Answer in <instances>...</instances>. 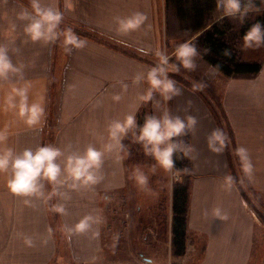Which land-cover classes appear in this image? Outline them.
Here are the masks:
<instances>
[{"label": "crops", "instance_id": "0c3cea01", "mask_svg": "<svg viewBox=\"0 0 264 264\" xmlns=\"http://www.w3.org/2000/svg\"><path fill=\"white\" fill-rule=\"evenodd\" d=\"M40 2L60 10L64 17L60 30L72 28L86 39V46L66 54L59 40L47 44L28 41L23 32L26 22L17 16L24 8L31 11L30 0H0V45L9 48L14 65L23 66V80L10 75L7 81H0V131L6 130L8 137L0 147L19 153L51 144L64 152L61 160L72 152L82 153L90 144L103 150L109 142L108 125L142 106L139 96L149 85L146 79L139 84L133 79L146 77L158 63H148L146 53L155 49L157 37L163 33L165 0ZM136 12L147 16L145 24L129 35L118 34L116 18ZM198 62L206 66L201 59ZM194 79L208 89L194 92L193 79L189 83L175 79L182 94L169 103L172 116L184 119L191 115L198 121L189 133L191 171L182 255L172 253L171 188L175 181L171 172L152 175L141 166L150 178L148 189L141 190L130 179L134 166L118 162L113 152L104 156L100 170L104 178L99 184L76 191L60 189L68 191V200L54 197L45 203L31 198L26 205L23 198L7 191V177L0 175V264H264L257 249L263 241L258 243L256 232L259 227L264 231V216L258 209L264 200V66L251 78L202 75ZM25 82L30 84L29 102L41 101L45 107L42 129L28 128L16 111L6 106L12 87H22ZM122 84L128 85L126 91ZM114 95L121 96L119 102L113 101ZM154 97L152 112L160 116L163 109L161 105L156 109ZM215 129L227 136L218 153L210 151L207 143ZM239 147L248 151L251 176L242 170L236 155ZM154 176L168 177L170 185L166 186L162 231L157 221L160 208ZM229 176L233 183L225 190ZM50 191L51 186L46 185L45 194ZM59 203L65 205L66 214L52 211ZM214 207H220L228 219H214ZM85 215L100 217L101 223L92 230L99 232L98 237L93 238L92 232L69 237L62 231ZM25 237L32 238L33 247L24 244Z\"/></svg>", "mask_w": 264, "mask_h": 264}, {"label": "clouds", "instance_id": "9594fccd", "mask_svg": "<svg viewBox=\"0 0 264 264\" xmlns=\"http://www.w3.org/2000/svg\"><path fill=\"white\" fill-rule=\"evenodd\" d=\"M264 2V0H262ZM31 11L24 8L17 16L20 21H25L23 28L28 41L32 43L44 42L54 43L61 41L66 54H71L73 50L82 49L86 46V39L81 38L72 28L60 30V25L64 19L63 13L52 7L42 6L40 0H30ZM69 8L72 4L69 2ZM255 8L254 0H216V9L222 12L220 19L225 17L238 18L241 21L247 14ZM147 21V16L141 12H136L127 18H116L117 33L129 35L138 31ZM16 25L12 28L15 30ZM264 47V26L256 23L245 33L242 38V48ZM9 48L0 45V81H7L10 75H15L23 80V66L17 67L13 64L9 54ZM12 51H18L13 49ZM208 50H204L207 54ZM158 63L151 67L146 77L137 75L133 79L134 84H139L146 79L149 87L144 95L139 96L142 104H147L152 100L154 93H158L165 101H170L174 97L182 94L181 88L177 87V81L171 79L169 74H180L181 69L188 72L196 70V57L201 56L194 41H185L179 44L174 52L169 55L164 51L156 53ZM175 62L170 63L172 59ZM215 67V66H213ZM192 90L202 91L206 84L193 81ZM30 84L25 82L22 87H12L11 93L6 97L5 103L8 109L15 110L17 116L23 120L30 129H42L46 118L45 107L41 101L29 102ZM127 84H122V89L126 91ZM114 102H119L120 95L112 97ZM141 107V106H140ZM139 107V108H140ZM124 117L123 120L112 121L107 128L108 143L103 146V150H98L93 145H88L82 153L72 152L64 157V152L60 148L51 144L39 146L35 150L30 148L22 152H15L10 147H0V175L6 176L7 191L19 198L24 199L26 205H30L31 198L43 199L45 203L54 197L63 200L70 199L68 191H76L82 188H90L99 184L103 180L100 170L104 163L106 153L116 154L118 162L128 158L129 153L125 151L122 140L132 132V142L140 144L144 154L152 157L155 161L149 171L156 174L157 169L164 172L174 170L173 155L177 154V159L186 158L191 146L186 145L177 138L183 137L192 132L198 121L194 116H187L182 119L179 116H172L165 110L162 115H146L144 123L136 132V113L139 110ZM8 137L5 131H0V145H4ZM227 141L226 133L221 129H215L207 139L208 148L212 152H220ZM123 153V155L121 154ZM236 155L242 164V170L246 176H251L253 165L248 156L246 148L236 149ZM185 168L182 172H188ZM176 172H181L177 170ZM136 185L141 189H148L149 175H147L139 165L134 167L132 176ZM233 178H225L224 189L229 190L232 186ZM46 185L51 186V191L45 194ZM64 188L68 191H61ZM150 190V189H149ZM52 211L59 215L66 214L63 203L52 206ZM208 213H205L207 215ZM211 215L217 220H227V214L220 208L214 207ZM101 223L100 217L85 215L72 227L62 228L67 236L82 235L92 232L93 238L99 236L98 231H92L93 226ZM27 247H33L34 242L31 237L24 238Z\"/></svg>", "mask_w": 264, "mask_h": 264}, {"label": "trees", "instance_id": "16d2710c", "mask_svg": "<svg viewBox=\"0 0 264 264\" xmlns=\"http://www.w3.org/2000/svg\"><path fill=\"white\" fill-rule=\"evenodd\" d=\"M255 8L241 21L238 18L216 19V0H165V14L169 28L173 31L177 46L185 41H194L202 58L209 67L227 78H251L259 74L264 66V47L244 49L242 38L256 23L264 26V2L254 0ZM176 46V47H177ZM207 49V54L204 50ZM215 66V67H213ZM180 80V79H179ZM146 115H153L152 102L142 104L137 116V129L144 123ZM189 145V134L177 138ZM129 156L125 165L151 163L152 157L144 154L140 144L132 142V132L122 140ZM123 154V153H122ZM174 172L179 173V181L171 188L172 206V253L180 256L185 250L186 211L188 205V187L191 163L189 152L186 158L177 159L173 155ZM188 172H182L183 169ZM166 179V178H165ZM163 177L152 178L153 189L158 193L160 213L157 216L161 231L165 225V208L167 200L166 180Z\"/></svg>", "mask_w": 264, "mask_h": 264}, {"label": "rangeland", "instance_id": "374dc122", "mask_svg": "<svg viewBox=\"0 0 264 264\" xmlns=\"http://www.w3.org/2000/svg\"><path fill=\"white\" fill-rule=\"evenodd\" d=\"M164 8H165V5H164ZM214 15L216 17H218L219 15H222V12L219 11V10H216ZM171 28H169V22L166 19V14H164V9H163V33H162V35L157 37L158 41H156L157 44L155 46V49H153V51H150V52L147 51L146 57L148 58V61H147L148 63L153 64V65L156 64V62L158 61V60H156V59H158L156 53L159 52V51H164V52L168 53L169 55H171L174 52L175 47L177 46V44L179 42V39H177V40L174 39L173 31H172L173 28L172 29ZM199 60H200V57L197 56L196 60H195V63L197 65L195 71L188 72V71H186L184 69H181L180 74H178V75L175 74V73H170L169 74L170 78L174 79V80L175 79H180V80H183V82H188L189 83V81L192 80V79H193V81H195L194 77H200L202 75L204 77H206L208 75V77H215L216 79L220 78V77H223L222 74H220L219 72H216L215 70L210 68L205 62H203V63H205V65L208 68L206 66H204L203 64H201L200 62H198ZM172 62H175L174 58L170 61V63H172ZM205 89H208V88L205 87ZM154 94H155L154 104H155L156 109L160 108V105H161L162 109H163V112L165 110L169 111V107H170L169 103H171V100L170 101H165L158 93H154ZM212 102H214L213 104L212 103L211 104H212L213 108L215 109V112H218V111H216L217 109L214 106V104H216V101L213 99ZM153 164H155V161L152 158L151 163H143L142 162L141 164L130 165V166H134V167L137 166V165H139L140 167L144 166L145 168H147L149 170V167H151ZM157 173L165 174L166 176L169 175V172L166 173V172H164L161 169H157L156 174ZM177 174L179 175V173H177ZM163 179H165V178H163ZM178 179H179V177H178ZM165 180H166V186H168L169 185L168 177H166ZM259 205H261L262 207H259L258 209L261 210V213L264 216V200ZM256 232L259 233V236H258L259 237V241H258V243H261V241H263V243L260 244L258 246V248H257L259 250L260 258H261V255L264 256V231L262 233V228L259 227V228H256ZM261 233H262V235L260 236ZM103 239H105V233L104 232H103ZM103 244L105 245V243H103Z\"/></svg>", "mask_w": 264, "mask_h": 264}, {"label": "built area", "instance_id": "2783aa9c", "mask_svg": "<svg viewBox=\"0 0 264 264\" xmlns=\"http://www.w3.org/2000/svg\"><path fill=\"white\" fill-rule=\"evenodd\" d=\"M171 178H172L171 180L176 182L178 180V174L176 172L172 171L171 172Z\"/></svg>", "mask_w": 264, "mask_h": 264}, {"label": "bare ground", "instance_id": "6f19581e", "mask_svg": "<svg viewBox=\"0 0 264 264\" xmlns=\"http://www.w3.org/2000/svg\"><path fill=\"white\" fill-rule=\"evenodd\" d=\"M142 168V167H141Z\"/></svg>", "mask_w": 264, "mask_h": 264}]
</instances>
